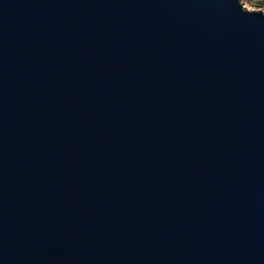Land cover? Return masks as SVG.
Masks as SVG:
<instances>
[{"label":"water","instance_id":"95a60500","mask_svg":"<svg viewBox=\"0 0 264 264\" xmlns=\"http://www.w3.org/2000/svg\"><path fill=\"white\" fill-rule=\"evenodd\" d=\"M0 264H264V11L0 0Z\"/></svg>","mask_w":264,"mask_h":264},{"label":"rangeland","instance_id":"374dc122","mask_svg":"<svg viewBox=\"0 0 264 264\" xmlns=\"http://www.w3.org/2000/svg\"><path fill=\"white\" fill-rule=\"evenodd\" d=\"M247 9H261L264 11V0H240Z\"/></svg>","mask_w":264,"mask_h":264}]
</instances>
